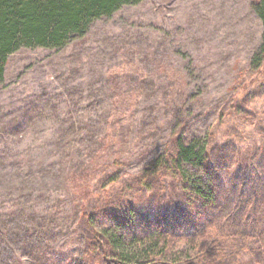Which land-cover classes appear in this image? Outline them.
<instances>
[{
    "label": "rangeland",
    "instance_id": "1",
    "mask_svg": "<svg viewBox=\"0 0 264 264\" xmlns=\"http://www.w3.org/2000/svg\"><path fill=\"white\" fill-rule=\"evenodd\" d=\"M254 1L142 0L62 48L9 56L0 83V264L82 256L76 173L92 177L96 201L133 200L156 225L169 216L166 233L179 248L197 237L174 212L177 181L166 178L156 196L137 179L177 137L211 132L218 143L237 130L256 144L250 114L264 113V61L256 72L250 62L264 24ZM131 225L146 226L136 217Z\"/></svg>",
    "mask_w": 264,
    "mask_h": 264
},
{
    "label": "trees",
    "instance_id": "2",
    "mask_svg": "<svg viewBox=\"0 0 264 264\" xmlns=\"http://www.w3.org/2000/svg\"><path fill=\"white\" fill-rule=\"evenodd\" d=\"M141 1L0 0V83L12 53L21 48H62L84 36L95 20ZM253 5L264 24V0H255ZM263 54L264 33L251 70L261 68ZM250 116L258 121L256 144L246 145L250 137L237 130L227 132L226 140L218 143L211 132L189 139L177 137L149 161L137 179L136 187L152 189V194L164 192L160 185L167 183L166 178L180 185L182 200L174 212L190 218L188 231L199 228L197 237L185 240L182 248L177 246L178 238L166 233L168 215L156 225L150 215L136 211L133 200L126 199V207L124 200L109 203L99 197L96 201L92 177L85 180L86 174H73V181L81 184L76 188L81 204L75 237L82 243V256L69 264H86L82 258L86 255L89 264H241L246 259L264 264V113ZM123 185L130 188V184ZM157 187L159 192H155ZM102 217L109 225L102 224ZM135 217L146 226L133 227Z\"/></svg>",
    "mask_w": 264,
    "mask_h": 264
}]
</instances>
